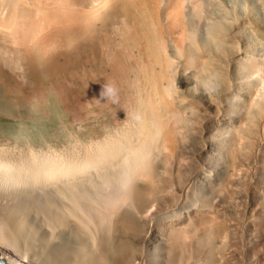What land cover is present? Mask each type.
Wrapping results in <instances>:
<instances>
[{"label":"bare ground","instance_id":"bare-ground-1","mask_svg":"<svg viewBox=\"0 0 264 264\" xmlns=\"http://www.w3.org/2000/svg\"><path fill=\"white\" fill-rule=\"evenodd\" d=\"M43 30L72 47L100 115L83 140L62 128L59 153L38 134L26 142L39 148L23 132L0 143V262L146 264L159 237L163 259L150 264H215L203 253L229 232L217 211L153 218L184 209L193 180L217 176L218 153L227 166L208 189L221 202L242 192L255 159L264 185V0H0V44L34 50ZM32 224L46 239L71 231L70 252H30Z\"/></svg>","mask_w":264,"mask_h":264},{"label":"rangeland","instance_id":"rangeland-1","mask_svg":"<svg viewBox=\"0 0 264 264\" xmlns=\"http://www.w3.org/2000/svg\"><path fill=\"white\" fill-rule=\"evenodd\" d=\"M38 41V48L34 50L19 42L0 44V143L15 144V140L19 141L20 132H23L22 140L25 144L39 148L38 143L34 142L33 145L26 142L38 134L44 151L59 153V148L63 149L60 143L62 128L75 140H83L90 135L91 130L94 131L91 122L99 112L93 109L92 92L87 86V77L83 76L82 80L77 78L78 75L87 73L83 64L78 65L74 62L75 59L72 60V47L61 48L58 45L57 49L55 40L45 30L38 36ZM52 47L58 56H50ZM76 72L78 73L75 75ZM198 160L200 162H196L194 166L202 169L205 165L201 159ZM215 162L219 169L216 177L209 174L204 179L197 178L193 180V188L186 189L187 208L181 210L182 203L178 208H158L153 220L156 219L162 225L169 220H187L198 207L215 210L225 219L229 232L222 248H219L221 243L218 240H213L212 244L218 248L215 252L203 254H209L215 264H263L264 238L261 230L264 227V197L261 198L258 191L264 190V185L258 181L261 179L259 163L256 159L252 162L255 168H251V177H248L250 179L242 192L221 202V196L208 189V180L218 185L227 163L220 153L216 155ZM212 169L217 171L216 168ZM256 169L260 171L256 172ZM257 188L258 191L254 190ZM32 226L35 229L37 227L35 224ZM33 227L27 228V238L32 248L30 252H43L44 256L50 255L54 260L61 256L58 252L67 249L70 252L73 238L71 231L62 234L55 232L54 237L46 239ZM156 241L154 246L146 249L147 252L144 251L148 255L146 264L150 259H154L156 263L163 259L161 252L164 242L159 237Z\"/></svg>","mask_w":264,"mask_h":264},{"label":"clouds","instance_id":"clouds-1","mask_svg":"<svg viewBox=\"0 0 264 264\" xmlns=\"http://www.w3.org/2000/svg\"><path fill=\"white\" fill-rule=\"evenodd\" d=\"M101 96L108 97V98L112 99L113 101H115V99H116V89L111 84H105L103 86V90L101 92Z\"/></svg>","mask_w":264,"mask_h":264},{"label":"water","instance_id":"water-1","mask_svg":"<svg viewBox=\"0 0 264 264\" xmlns=\"http://www.w3.org/2000/svg\"><path fill=\"white\" fill-rule=\"evenodd\" d=\"M0 264H3L2 262H0Z\"/></svg>","mask_w":264,"mask_h":264}]
</instances>
